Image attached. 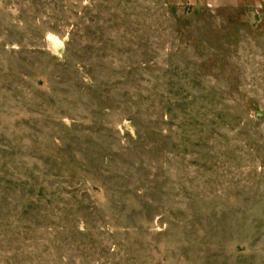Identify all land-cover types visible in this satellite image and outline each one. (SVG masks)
<instances>
[{
    "label": "rangeland",
    "instance_id": "obj_1",
    "mask_svg": "<svg viewBox=\"0 0 264 264\" xmlns=\"http://www.w3.org/2000/svg\"><path fill=\"white\" fill-rule=\"evenodd\" d=\"M0 264H264V0H0Z\"/></svg>",
    "mask_w": 264,
    "mask_h": 264
}]
</instances>
